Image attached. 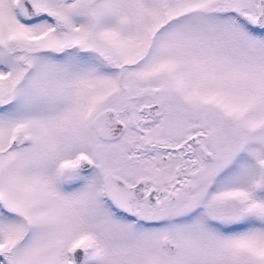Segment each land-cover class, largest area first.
I'll return each instance as SVG.
<instances>
[{
	"label": "snow or ice",
	"instance_id": "6c2138e0",
	"mask_svg": "<svg viewBox=\"0 0 264 264\" xmlns=\"http://www.w3.org/2000/svg\"><path fill=\"white\" fill-rule=\"evenodd\" d=\"M0 264H264V0H0Z\"/></svg>",
	"mask_w": 264,
	"mask_h": 264
}]
</instances>
